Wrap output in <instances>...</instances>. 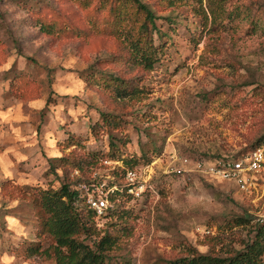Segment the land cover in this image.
Listing matches in <instances>:
<instances>
[{
    "label": "rangeland",
    "instance_id": "1",
    "mask_svg": "<svg viewBox=\"0 0 264 264\" xmlns=\"http://www.w3.org/2000/svg\"><path fill=\"white\" fill-rule=\"evenodd\" d=\"M143 1L167 18L159 24L168 47L152 72L133 65L114 37L94 36L95 13L74 0H0V264H55L25 254L37 243L31 194L60 187L50 166L70 181L110 175L103 164L110 149L149 159L145 171L161 190L128 204L138 219L108 254L114 263L169 264L192 248L224 257L249 228L219 226L264 218V166L246 190L204 173L219 157L264 150V0L228 7H250L263 26L255 34L205 31L197 12L210 19L209 0ZM43 23L91 35L49 36ZM111 74L146 94L117 97L98 81ZM58 158L69 161L60 168Z\"/></svg>",
    "mask_w": 264,
    "mask_h": 264
},
{
    "label": "trees",
    "instance_id": "2",
    "mask_svg": "<svg viewBox=\"0 0 264 264\" xmlns=\"http://www.w3.org/2000/svg\"><path fill=\"white\" fill-rule=\"evenodd\" d=\"M74 1L89 14H91V10L95 13L94 17H92L93 14L91 17L88 16L91 21L89 25L91 33L94 36H112L124 44L129 51L130 61L133 65L146 72H152L161 64L168 47L167 44L165 45L168 43L165 42V39H169V36L159 23L167 18L158 16L149 4L143 0ZM199 3L203 6L202 0ZM229 6L230 0H209L211 18L209 19L203 8L199 10V13L197 12V15L203 18L205 31H208L209 28L210 32L216 28L223 33L236 34L245 29L246 32L255 34L258 30L263 29L260 19H256L257 14H253L250 7L236 5L228 8ZM169 24L170 28L174 27V22L169 21ZM40 31L49 36H55L60 31L62 34L72 33L78 37L91 35L70 28L59 29L55 23L41 24ZM191 39L190 43L193 45L197 46L200 42L196 36ZM111 75V77L102 75L98 81L111 86L117 97L123 99L146 94L145 88L139 86L138 83L131 84L114 74ZM107 153L104 160L118 162L121 166L110 171L115 178L117 190L111 198L112 208L106 215L107 223L105 225L110 226L111 224L115 229L121 222L122 228L117 231L99 230L95 226L93 212L86 208L79 198V186L88 180L74 178L75 180L70 181L66 177L67 173L62 178L58 175L55 166H50L53 171L55 170L56 179L59 178L62 184L58 189H44L40 186L34 188L35 190L31 194L38 228L36 231L37 243L30 242L27 246L25 254L28 258L37 256L54 261L55 264H133L127 260L114 263L108 254L118 249L121 236L132 231L129 221L138 219L128 205L137 198L128 193V188L123 182L125 173L128 170L150 167L152 162L148 159L144 162L145 164H142L143 155L126 159L120 155L118 150L110 149ZM68 161L58 158L53 162H60L61 166L59 167L61 168ZM62 171H64L63 168ZM150 183L153 189L147 190L142 196L156 197L158 194L160 195L159 186H154L153 180ZM237 227H248L249 230L246 238L238 240L239 248L231 247L226 256L221 257L211 253L203 255L192 248L186 257L170 261L169 264H264V218L252 222L249 218L236 217L224 226H219L218 230L223 233L232 232ZM44 238L47 239L45 246L43 245Z\"/></svg>",
    "mask_w": 264,
    "mask_h": 264
},
{
    "label": "built area",
    "instance_id": "3",
    "mask_svg": "<svg viewBox=\"0 0 264 264\" xmlns=\"http://www.w3.org/2000/svg\"><path fill=\"white\" fill-rule=\"evenodd\" d=\"M103 164L112 170L121 166L118 162L111 160H103ZM207 166L204 171L207 176L234 183L238 188L246 190L250 176L261 172L263 169L264 150L258 148L248 155L237 158L223 156ZM151 180V174H148L143 168L126 171L123 182L128 188L129 194L135 198H140L147 190L153 189ZM79 190L80 201L94 214L95 226L99 230L103 229L106 215L112 208L111 198L117 190L115 178L111 174L100 176L98 172H95L90 180L80 184Z\"/></svg>",
    "mask_w": 264,
    "mask_h": 264
}]
</instances>
